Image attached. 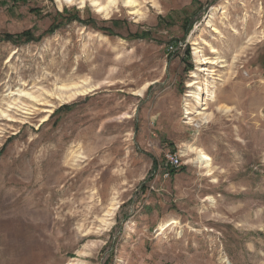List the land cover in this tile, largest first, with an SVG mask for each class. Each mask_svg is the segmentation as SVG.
Here are the masks:
<instances>
[{"label": "rangeland", "instance_id": "obj_1", "mask_svg": "<svg viewBox=\"0 0 264 264\" xmlns=\"http://www.w3.org/2000/svg\"><path fill=\"white\" fill-rule=\"evenodd\" d=\"M106 1L0 0V264H264V0Z\"/></svg>", "mask_w": 264, "mask_h": 264}, {"label": "bare ground", "instance_id": "obj_2", "mask_svg": "<svg viewBox=\"0 0 264 264\" xmlns=\"http://www.w3.org/2000/svg\"><path fill=\"white\" fill-rule=\"evenodd\" d=\"M66 1H69V2H71V1H73V0H66ZM81 1H83V0H81ZM128 1V0H127ZM107 2V7H106V9L112 4V3H114V0H107L106 1ZM125 2V1H124ZM129 3L131 2V1H128ZM101 4H99V6H100ZM114 6H115V4H113ZM102 7H104V6H102ZM110 7H112V6H110ZM107 11H109V10H107ZM84 85V84H83ZM189 85H191V84H189ZM92 87V86H91ZM196 88V87H195ZM93 89H95V88H93ZM89 91H91V89L90 88H81V89H79V90H75V91H73V92H70L68 95L66 94L65 95V99H67V100H69V99H71V98H73V97H76V96H82V95H85V94H87ZM30 95V94H29ZM63 97V96H62ZM190 113V112H189ZM196 159L200 162V163H205L206 165H208L209 164V162H210V160H211V158H210V156L208 155V154H206V153H203V152H201V150H199L198 152H197V157H196ZM202 163V164H203ZM207 174V173H206ZM104 221V220H103ZM69 264H76V263H73V262H70Z\"/></svg>", "mask_w": 264, "mask_h": 264}, {"label": "built area", "instance_id": "obj_3", "mask_svg": "<svg viewBox=\"0 0 264 264\" xmlns=\"http://www.w3.org/2000/svg\"><path fill=\"white\" fill-rule=\"evenodd\" d=\"M167 165L177 167L180 164V158L175 153H168L165 156Z\"/></svg>", "mask_w": 264, "mask_h": 264}]
</instances>
